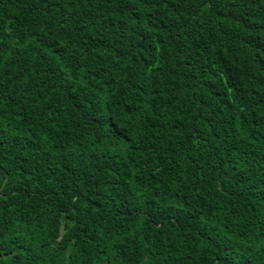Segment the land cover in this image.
<instances>
[{
	"label": "trees",
	"instance_id": "obj_1",
	"mask_svg": "<svg viewBox=\"0 0 264 264\" xmlns=\"http://www.w3.org/2000/svg\"><path fill=\"white\" fill-rule=\"evenodd\" d=\"M0 264H264V0H0Z\"/></svg>",
	"mask_w": 264,
	"mask_h": 264
}]
</instances>
